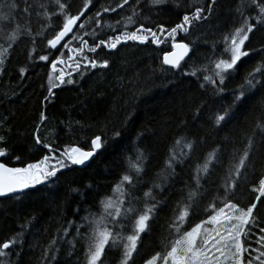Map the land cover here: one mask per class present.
<instances>
[{"label": "trees", "instance_id": "obj_1", "mask_svg": "<svg viewBox=\"0 0 264 264\" xmlns=\"http://www.w3.org/2000/svg\"><path fill=\"white\" fill-rule=\"evenodd\" d=\"M117 2L118 0H93L85 17H82L83 21L87 16L101 11L100 27L97 28L95 23L86 27L89 33L96 30L97 40L116 35L121 29L113 32L108 25H116L118 20L131 15L130 5H134L135 0H129V5L117 8L116 12H102V7H115ZM71 4L72 12L76 14L82 8L83 0H71ZM208 4H211V0H168L165 5L153 6L148 0H141V5L137 8L140 18L128 30H135L140 23L157 32L159 24L170 30L181 22L184 14L191 16L196 7L206 8ZM238 8L251 17H255L258 12V9L250 7V0H217L209 21L199 22L190 29L188 35L178 33L177 41L189 43L194 49V55L190 53L193 60L188 62L185 70H191L192 67L203 69L207 65V71L198 73L200 80L180 75L169 76L165 80L161 76L163 54L171 50L170 39L159 47L151 42L145 45L129 42L111 52L103 47L96 53L87 52L89 58L99 63L109 61V68L88 71L83 77L76 73L72 76L74 84L53 89L55 96L51 103L44 101V97L48 95V77L51 74L55 80L59 72L53 73L51 64L39 61L38 55L51 53L50 61L63 59L64 64H58L57 68L66 73L74 70L75 65L68 69L67 50L61 57L59 51L49 49L46 40L41 41L39 37L36 52L33 53L36 58L33 65L28 59V53L33 47L31 41L28 37H21V41L13 46L5 74L0 76V135L7 137V142L0 144V147L6 148L9 153V158L0 160L8 166L20 167L23 164L16 161L15 157H21L24 162H35L47 153V150L35 145L32 135L39 123L41 111L45 112L47 120L40 125L39 135L42 141L51 143L54 148L62 150L64 146L74 144L89 150L91 139L105 134L109 147L94 157L86 167L65 170L61 176L59 191L54 195L46 187L40 186L38 190L30 191L22 198L0 199V244L16 237L22 230L21 226L27 225L22 244L14 245L8 250L10 256L0 259L8 260L9 264H85V244L82 240L77 243L71 256L68 255L70 246L61 245L56 262L50 260L51 252L48 259L44 258V253L53 237L61 234L57 230L66 227L68 221L80 223L81 217L89 211H100V201L113 196L114 186L127 170L126 158L132 156L134 159L137 147L144 152L146 158L145 173L136 189V195L143 197L144 191L153 182H162L170 151L175 149L179 154L183 149V142L187 141L195 145L191 158L176 167V174L167 182L166 190L158 194V198L162 197L166 201V206L158 213L152 224V231L142 237L138 252L134 254L135 264H144L145 259L156 252L167 250L165 245L175 238L170 223L187 195L186 185L193 184L195 166L202 164L209 152L223 149L219 163L212 168L211 177L207 182L202 180L209 191L201 201V210L184 225L182 231L190 230V227L208 218L211 210L205 212L203 209L208 208L215 197L222 195L220 185L228 170L243 154L247 137L255 136L259 139L264 134L257 128L258 124L264 125V88L259 89L255 95L248 94L246 99L233 106L230 119L220 127H216L212 121L213 112L232 103L233 90L238 89L247 73L264 59V51H259L264 49V28L257 26L249 34L245 50L250 55L240 62L239 74L234 73L233 78L226 81L227 86L222 94H215L210 85L200 87L203 75H213L214 61L227 58V55L222 56L223 37L240 26ZM17 22L21 25V30L27 23L17 15L9 25V30ZM249 22L255 23V20L251 19ZM61 23L62 20H55L56 25ZM31 27L34 33L41 30L35 17ZM55 31H59V27L49 30L47 37L52 38ZM83 31L78 35H83ZM84 39L92 45L91 36H85ZM0 43L4 41L0 40ZM70 47H79V41H73ZM21 67L28 68L24 79L19 75ZM114 130H121L123 135L118 139L113 138ZM181 138L182 143L177 145L175 142ZM246 164L247 179L238 185L233 199L241 207L251 206L255 202L257 193L252 188L258 187L259 180L264 178V156L250 154V160ZM72 188L78 189V192H72ZM216 203L222 206L219 200ZM77 208L79 213L74 215ZM257 208L259 211H254V216L260 221L259 227H264V205L258 204ZM259 227L253 229L255 235L250 241L253 248L259 247L255 243V239L261 234ZM69 231L68 238H71L75 230ZM17 252L19 255H16ZM121 258V249L106 248V257L102 259L104 264H120Z\"/></svg>", "mask_w": 264, "mask_h": 264}, {"label": "snow or ice", "instance_id": "obj_2", "mask_svg": "<svg viewBox=\"0 0 264 264\" xmlns=\"http://www.w3.org/2000/svg\"><path fill=\"white\" fill-rule=\"evenodd\" d=\"M92 3L93 0H83L82 8L73 14L71 0H0V40L4 41V43H0V76L5 74L13 46L21 41V37H28L31 41L33 47L28 53V59L33 65L36 63L33 53L36 52L37 37L41 41L46 40L47 47L59 51L61 57L67 50L69 61L67 66L71 69L72 65H75L74 70L67 73L62 69L59 70V75L55 76V80L51 74L49 75L48 95L44 97V101L48 103H51L55 96L53 89L75 83L72 76L76 73L83 77L88 71L109 68V61L104 60L99 63L86 54L87 52L96 53L102 47L110 52L129 42L140 45L151 42L159 47L170 39L171 50L164 52L160 68V74L165 80L169 76L177 75L195 77L200 80L198 73L207 71V65L203 69L192 67L191 70H185L188 62L193 60L190 53L194 55V49L190 47L189 43L182 40L177 42V35L178 33L188 35L190 29L199 22L209 21L217 0H211V4H208L206 8L204 6L196 7L191 16L184 14L181 22L176 23L170 30L166 29L163 24L157 25L159 34L153 28L145 27L143 23H140L135 30H128L130 26L137 23V18H140L141 15L137 11L141 0H135V4L130 5L131 15L123 20H118L116 25H108L113 32H117V29L121 30L116 35H109L107 39L99 38L98 40L96 39L98 35L96 30L93 29L89 33L86 31V27L92 23H95L97 28L100 27L101 11H96L93 16H87L82 21V17H85V13ZM148 3L153 6L165 5L168 0H148ZM125 5H129V0H118L115 7H102V12H116L117 8L122 9ZM250 7L258 9L257 15L251 17L245 15L241 8L237 9L241 19L240 26L223 37L222 56L227 55V58L214 61L213 75H203L200 83L201 88L210 85L212 91L220 95L225 91L226 81L233 78L234 73L239 74L240 62L250 55V52L245 50V42L249 40V34L253 33L257 26L264 28V0H250ZM17 15H20L21 19L27 23L23 30L18 22L15 27L9 30V25ZM33 17L41 25V30L35 33L31 27ZM251 19H254L255 23H250ZM55 20H62V23L56 25ZM56 27H59V31H55L52 38H48L47 32ZM81 30H84L83 35H78ZM85 36L92 37V45H89V41L84 39ZM76 40L79 41V47H70V44ZM5 43L7 47H5ZM259 51H264V49ZM49 55H38V60L50 63L52 72L55 73L58 71V64H64V60L56 58L50 61ZM182 62L184 63L182 64ZM27 71V67L19 69L21 79L25 78ZM133 88H135V84H133ZM261 88H264V59L247 73L239 88L233 90L232 103L226 108L221 107L219 111L213 112L214 125L220 127L228 121L233 106L246 99L248 94L255 95ZM46 120L45 112L41 111L39 123L35 126V131L32 134L35 145L46 149V154L35 162H24L21 157L17 156L14 159L23 164L20 167L8 166L6 162L0 160V198H22L30 191L38 190L40 186L46 187L48 192L54 195L59 191L61 176L65 170L87 166L92 158L102 154L109 147L108 137L105 134L103 137L96 135L92 138L89 150L74 144L66 145L62 150L58 147L54 148L51 143L42 141L39 135L40 125ZM257 128L264 133V125L258 124ZM112 135L113 138L118 139L123 135V132L114 130ZM182 140L183 138L178 139L175 143L180 145ZM6 142L7 137L0 135V144ZM194 148V143L187 141L183 142V149L179 154L175 149L171 150L165 162V174L162 175V182H153L152 186L144 191L143 197H138L136 189L140 186V181L145 173L146 158L144 152L137 147L135 158L133 159L132 156L126 158L127 170L114 186L113 196L105 197L100 201L98 213L89 211L87 215L81 217L80 223L68 221L66 227L58 229V233L61 234L58 237H53L45 250L44 258L48 259V254L51 252L50 260L56 262L57 253L60 252V246L63 244L70 246L71 250L68 255L71 256L77 243L82 240L85 244V264H104L102 258L106 257V248L122 250L120 264H135L134 254L138 252L142 237L152 231V224L158 213L166 206V201L162 197L158 198V194H162L166 190L167 182L176 174V167L191 158ZM222 151L223 149H214L208 153L202 164L195 166L193 184L186 185L187 195L178 206V214L170 223V229L173 230L175 238L165 245L166 251L156 252L150 258L145 259L144 264H264V227H259L260 221L257 216H254V211H259L257 205H264V200H262L264 198V178L259 180L258 187L252 188V191L257 195L251 206L241 207L239 203L233 202L238 185L247 179L245 175L248 169L246 161L250 160V154L264 156V134L259 139L255 136L247 137L243 154L239 157L238 162L228 170L224 182L220 185L222 195L215 197L209 207L203 209L205 212L211 210L208 218L196 223L195 226L190 227V230L182 231L184 225L189 223L191 218L201 210V201L209 191L202 180L207 182L211 177L212 168L219 163ZM0 158H9L8 150L4 147H0ZM242 169L245 171L242 172ZM72 192H78V189L72 188ZM217 200L222 206H218ZM78 213L79 209L77 208L74 210V215ZM256 227H259L261 234L255 239V243L259 247L253 248L250 241L255 235L253 229ZM21 229L16 237L0 244V258L9 257L8 250L12 249L14 245L22 244L27 225H22ZM70 229H74L75 234L68 238ZM82 229H86V231H82ZM252 253H256V255L253 256ZM16 255H19V252ZM0 264H9V261L0 259Z\"/></svg>", "mask_w": 264, "mask_h": 264}, {"label": "water", "instance_id": "obj_3", "mask_svg": "<svg viewBox=\"0 0 264 264\" xmlns=\"http://www.w3.org/2000/svg\"><path fill=\"white\" fill-rule=\"evenodd\" d=\"M74 31H75V29H74ZM70 36H71V34H70ZM66 39H68V38H66ZM53 51H55V50H53ZM163 58V57H162ZM186 59H187V57H186ZM183 63V62H182ZM46 150V149H45ZM92 160H93V158H92ZM90 163V161L88 162V164ZM84 167H86V166H83V167H76V168H79V169H82V168H84ZM75 168V167H74ZM0 199H4V198H0Z\"/></svg>", "mask_w": 264, "mask_h": 264}, {"label": "flooded vegetation", "instance_id": "obj_4", "mask_svg": "<svg viewBox=\"0 0 264 264\" xmlns=\"http://www.w3.org/2000/svg\"><path fill=\"white\" fill-rule=\"evenodd\" d=\"M68 69H69V67H67ZM59 70H61V69H58V71L57 72H59ZM57 72H55V73H57Z\"/></svg>", "mask_w": 264, "mask_h": 264}, {"label": "bare ground", "instance_id": "obj_5", "mask_svg": "<svg viewBox=\"0 0 264 264\" xmlns=\"http://www.w3.org/2000/svg\"><path fill=\"white\" fill-rule=\"evenodd\" d=\"M177 42H180V41H177ZM76 168V167H75Z\"/></svg>", "mask_w": 264, "mask_h": 264}]
</instances>
